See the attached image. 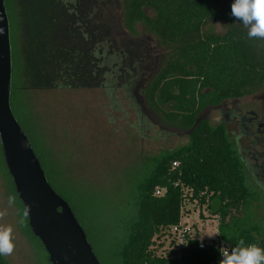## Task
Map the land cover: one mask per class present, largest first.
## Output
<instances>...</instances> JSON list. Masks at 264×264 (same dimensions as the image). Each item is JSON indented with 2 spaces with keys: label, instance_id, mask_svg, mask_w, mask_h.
Instances as JSON below:
<instances>
[{
  "label": "rangeland",
  "instance_id": "374dc122",
  "mask_svg": "<svg viewBox=\"0 0 264 264\" xmlns=\"http://www.w3.org/2000/svg\"><path fill=\"white\" fill-rule=\"evenodd\" d=\"M27 2L31 3L4 0L11 50V111L27 135L48 182L71 207L99 263L119 264L116 254L126 236L124 224L134 214L140 182L151 169L154 158L190 143L189 131L162 124L146 106L140 87L136 88L146 74L144 70L140 73L139 60L147 53L145 47H153L155 42H148L140 24H135L139 43H126L119 34H110L111 29H122L115 0H110L104 10L105 20L113 25L111 29L108 23L104 26V46L112 49L106 50V57L115 52L117 79L110 80L111 68L106 59L104 71L101 67V72L97 71L101 60L93 53L96 42L89 35L86 37L88 54L93 60L90 72L93 81H73L71 87L41 80L50 73L45 70L50 61L46 52L58 47L69 66L73 63L87 68L80 41L74 37L70 43L66 32L56 39L50 34L44 37L43 29L49 28L48 21L43 20V24L40 19L38 23L33 17L34 7L31 6L30 15ZM75 2L73 22L79 33L84 27L78 22L86 21L90 13L75 12L76 8L82 9ZM144 13L152 14L147 9ZM93 22L88 20V26ZM208 28L216 32L224 29L222 22H214ZM114 50L122 52L119 58ZM148 53L154 55L164 50L157 48ZM263 114L264 93H258L226 100L199 115L208 127L224 134L247 187L256 196L257 200L249 207L262 216L264 125L257 124L263 121ZM239 116H255L251 120L253 124L246 122L249 129L243 128ZM199 210L203 218L198 216ZM25 220L0 149V227L11 228L13 243V251L4 256V263L49 264L45 249L28 232ZM180 222L198 228L199 239L209 241L216 237L217 220L194 203L183 204ZM161 252L159 248L157 253Z\"/></svg>",
  "mask_w": 264,
  "mask_h": 264
},
{
  "label": "trees",
  "instance_id": "16d2710c",
  "mask_svg": "<svg viewBox=\"0 0 264 264\" xmlns=\"http://www.w3.org/2000/svg\"><path fill=\"white\" fill-rule=\"evenodd\" d=\"M29 1L26 8L30 15L32 6L38 23L40 19L43 24L48 21L51 32L44 28V37L50 34L56 39L66 32L64 7L58 0ZM121 3L124 26L135 33L134 24L140 22L165 53L144 89L146 103L162 124L189 131L190 143L153 159L136 192L134 214L124 224L126 236L116 254L119 264H217L218 250L210 245L200 249L197 236L189 238L179 252L157 253L162 246L157 241L180 221L186 201L203 207L217 220V237L231 247L241 240L245 245L264 246V216L249 207L256 196L247 187L224 134L208 127L199 116L209 106L254 94L264 86V39L248 38L247 29L231 15V0ZM214 22H222L224 29H207ZM76 29L73 22V38L80 41L87 68L69 66L63 54L53 48L46 52L50 61L45 70L50 73L41 80L69 87L73 81H93L88 38ZM198 214L203 218L201 210ZM25 219L26 229L39 241L31 233L26 215ZM0 264H5L4 256H0Z\"/></svg>",
  "mask_w": 264,
  "mask_h": 264
},
{
  "label": "water",
  "instance_id": "95a60500",
  "mask_svg": "<svg viewBox=\"0 0 264 264\" xmlns=\"http://www.w3.org/2000/svg\"><path fill=\"white\" fill-rule=\"evenodd\" d=\"M11 74L8 17L4 0H0V149L4 164L28 227L45 249L49 263L100 264L68 202L48 182L11 111Z\"/></svg>",
  "mask_w": 264,
  "mask_h": 264
},
{
  "label": "flooded vegetation",
  "instance_id": "af4514ba",
  "mask_svg": "<svg viewBox=\"0 0 264 264\" xmlns=\"http://www.w3.org/2000/svg\"><path fill=\"white\" fill-rule=\"evenodd\" d=\"M74 1H76L75 3H78L76 5L77 7L82 8V9L76 8L75 12L81 13L82 11H84L88 15L90 13V15L87 16L86 21H81L78 23H82L79 25H82L84 27L83 32L86 34L87 37H89V35H90V36H92L93 40L95 39L96 47H95V51L93 49V51H94L93 53L95 54L96 59L101 60V63L99 65L97 64V68H98L97 71L101 72V69L99 67H101L102 71H104V69H103V67L105 65L104 60L111 56L108 59L109 62L107 63L108 67L111 68L109 71V77H110L111 81H113V79L116 80L118 77V74H116V66L117 65H116L115 61L117 58L114 55L115 52L113 54L111 53V55L106 57V55H105L106 50L111 51L112 49L109 48V46H108V48H105V46H104V39H105V37H104V26L106 25V23H108L110 25L109 26L107 24L110 27V29H111V26H113L110 22H108L104 18V10H105V7L108 4H110V0H58V2L60 4L59 6L64 7V17H63L64 26H65V30H66V36H67V38H69L68 40H70V43H71V40L73 39L72 32H73ZM115 5H116L115 9H118L120 12L122 29L121 30L120 29H118V30L111 29L110 34L111 33H114L117 35L119 34V36L122 37L123 41H125L126 43H128V42H131L132 44L133 43H139V38H137L135 36V33L131 32L123 24V21H122V3L118 0H115ZM88 20H91L94 22L89 23L90 25L88 26ZM56 21L58 22L59 20H56ZM78 23H77V25H78ZM135 24L141 25L142 33L147 34L146 36L148 38L149 43L152 41L155 42V45L153 47H148V46L145 47V51L147 50V53L145 54V56L142 55L143 56L142 59L139 60V70H141L140 73H142V70H144L146 72V74H145L144 78L141 79V82L138 85H136V88L140 87L141 92H142V97L145 101L146 106H148L146 103V99L144 97V89L147 86L150 79L154 76V74L157 72L158 68L160 67V65L164 59L165 53H159V54L155 53L154 55L149 54L148 51L153 53L156 51L157 48H159L158 42H157L155 36H153L152 34H149L148 32L145 31L144 26L140 22H136ZM135 24H134V30H135ZM95 42H94V44H95ZM55 51H58V47ZM114 51H117V50H114ZM119 53L122 54V52L119 51L117 53L118 58H119ZM103 78H104V74H103ZM258 93H262V94L264 93V86L258 92L254 93V94H258ZM254 94H250V95H254ZM246 96H249V95H246ZM215 106H217V105H215ZM209 107H212V106H209ZM148 108H149V106H148ZM149 111L152 112L150 108H149ZM254 118H255V116H253V117H251V116H248V117L239 116V120H241V124L243 125V128H245V129H249V127L246 125V122L251 125V124H253L251 122V120ZM202 119H204V118L202 117ZM262 125H264V114H263V121L259 122L257 124V126H262ZM258 131H260V130H258ZM245 134H248V133L246 132ZM258 167L263 170L262 166H258Z\"/></svg>",
  "mask_w": 264,
  "mask_h": 264
},
{
  "label": "clouds",
  "instance_id": "9594fccd",
  "mask_svg": "<svg viewBox=\"0 0 264 264\" xmlns=\"http://www.w3.org/2000/svg\"><path fill=\"white\" fill-rule=\"evenodd\" d=\"M230 10L247 29L248 38L264 39V0H231ZM220 249L218 264H264V249L255 244L245 245L241 240L230 250ZM12 251L11 228L0 227V256Z\"/></svg>",
  "mask_w": 264,
  "mask_h": 264
},
{
  "label": "built area",
  "instance_id": "2783aa9c",
  "mask_svg": "<svg viewBox=\"0 0 264 264\" xmlns=\"http://www.w3.org/2000/svg\"><path fill=\"white\" fill-rule=\"evenodd\" d=\"M156 194H160V190H157ZM166 232L167 233H165V235L162 236L161 239L159 240V242L162 243L161 253L164 255L171 250L179 252L187 244L188 239L192 238L193 236H197L198 234L197 232L199 231H198V228L196 229L193 226V224L187 225L179 221L177 224L172 225L168 229H166ZM166 240H168L167 246H166ZM206 245H210L214 249L218 250L217 264H218V261L221 259L219 249L221 248L220 250H224V249L230 250L231 248L230 245H228L224 240L218 238L217 235L214 239H211L209 241H205L204 239L198 238V247L200 249H203ZM257 246L264 249V246H260V245H257ZM211 264H213V262Z\"/></svg>",
  "mask_w": 264,
  "mask_h": 264
}]
</instances>
